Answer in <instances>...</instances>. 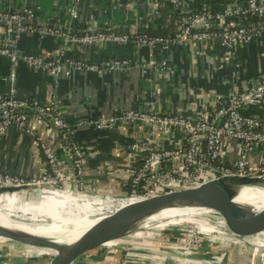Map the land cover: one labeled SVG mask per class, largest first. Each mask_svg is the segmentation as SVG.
Returning a JSON list of instances; mask_svg holds the SVG:
<instances>
[{
    "label": "built area",
    "instance_id": "obj_1",
    "mask_svg": "<svg viewBox=\"0 0 264 264\" xmlns=\"http://www.w3.org/2000/svg\"><path fill=\"white\" fill-rule=\"evenodd\" d=\"M23 1L24 6L12 13L0 12V18L6 24L4 32H0V55L9 58L14 67L26 65L51 76H69L71 72L104 74L125 69L131 64L130 60L120 57L100 60L75 58L70 54L73 46L113 43L168 51L174 46L198 44L208 48L222 47L229 57L240 46L264 40V0L232 3L220 10L206 7L203 11H194L189 0H156L153 9L145 14L132 10L131 16H126L125 23L135 22L127 32L113 30L120 26L118 24L107 25L109 28L104 29L93 23L77 32L52 24L40 26L36 10L28 5L29 0ZM82 1L73 0L71 3L69 16L73 20L81 15ZM166 4L171 9L164 12ZM163 13L180 14L175 36H151L139 32L145 16L155 18ZM249 17L256 21L245 22ZM24 34L58 38V55L48 58L24 52L20 56L18 44ZM141 67L165 74L172 71L166 59H150ZM219 98L202 115H191L184 110L132 108L118 115L80 121L77 125L92 126L99 131L118 127L130 129L137 125L156 131L154 140H150L148 145L132 146L134 154L138 151L136 155L142 164L132 168L128 189L120 193L110 191L106 195L108 201L200 184L224 175L264 174V78L243 92ZM253 107L255 112L250 111ZM13 127L36 141L42 169L38 175L0 171V186L70 188L74 173L80 191H88L91 197L104 196L103 189L88 181L85 151L76 139L75 126L63 116L57 95L47 103L22 96L15 88L8 95L0 96V138ZM176 134L183 138H177Z\"/></svg>",
    "mask_w": 264,
    "mask_h": 264
},
{
    "label": "crops",
    "instance_id": "obj_2",
    "mask_svg": "<svg viewBox=\"0 0 264 264\" xmlns=\"http://www.w3.org/2000/svg\"><path fill=\"white\" fill-rule=\"evenodd\" d=\"M72 1L29 0L28 5L36 10L40 26L52 24L74 29V32L88 28L93 23L101 26L122 25L126 16H131L132 10L145 14L151 9L150 0H83L81 15L73 20L69 16ZM24 4L23 0H0V12L11 13L22 8ZM152 6L155 4L152 3ZM255 21L256 19L251 18L249 23ZM5 29L6 24L0 18V32H4ZM18 46L19 50L25 53H35L49 58L58 55L60 40L50 35L24 34L21 35ZM75 49L81 53V57L90 60L106 55L126 58L131 64L125 69L107 71L104 74L71 72L69 76L60 75L59 86H54L53 78L48 75L34 72L26 65H20L18 93L42 103L49 102L53 95H57L61 112L75 126L76 139L85 151L88 181L96 183L98 187L107 185L111 191L118 193L128 189L132 164L137 162L136 159L139 157L136 155L138 151L134 154L132 146L148 145L150 140H154L156 131L153 132L144 125L130 129L118 127L114 130L99 131L92 126L77 125L80 121L118 115L132 108L184 110L191 115H202L215 99H221L220 96L243 92L252 83L264 78L263 39L236 48L229 57L222 47L208 48L198 44L191 47L174 46L168 51L113 43L73 46L71 51ZM150 59L168 60L172 71L165 74L141 67V64L147 63ZM9 61V58L0 55V92L7 89L2 75L8 73ZM250 111L255 112L254 107ZM174 136L183 138L179 134ZM57 147L61 152L59 141ZM39 153L36 141L19 131L17 127L11 128L3 138H0L2 169L36 175L42 169ZM13 194L23 198L24 203L35 202L37 205L47 201L42 196L58 195L47 190L44 192L29 190ZM79 198L90 200L88 203L94 200L100 204L110 203L107 197L103 196ZM48 201L50 206L60 203L54 199Z\"/></svg>",
    "mask_w": 264,
    "mask_h": 264
},
{
    "label": "water",
    "instance_id": "obj_3",
    "mask_svg": "<svg viewBox=\"0 0 264 264\" xmlns=\"http://www.w3.org/2000/svg\"><path fill=\"white\" fill-rule=\"evenodd\" d=\"M18 54L22 56L24 52L18 51ZM44 74L53 78L54 86L60 85L59 76ZM18 79L19 66L14 67L10 62L8 73L2 75L7 89L0 92V96L8 95L12 88L19 92ZM0 171L27 175V173L7 168H0ZM71 182L70 188L59 186L55 188L88 195V191L78 189L74 173L71 175ZM47 187L52 188L44 185L0 186V195ZM245 188L264 189V174L224 175L200 184L172 187L134 198L111 201L107 205L88 209L79 215L75 213L70 217L81 218L84 215L94 222L70 243L60 242L54 236L14 230L2 225H0V240L24 246L25 260L20 264H36L38 261H47V264H76L84 263V257L95 252H99L98 259L104 261L109 253L114 251L115 246L121 244L124 239L133 234L141 235V229L158 224L162 226L167 223L193 222L201 224L205 231L218 232L232 239H247L264 232V209L257 210L236 201ZM166 246L172 247L168 244ZM192 248L190 254L194 257V254L201 252L197 248L202 247ZM46 249L54 250L55 254L45 253Z\"/></svg>",
    "mask_w": 264,
    "mask_h": 264
},
{
    "label": "rangeland",
    "instance_id": "obj_4",
    "mask_svg": "<svg viewBox=\"0 0 264 264\" xmlns=\"http://www.w3.org/2000/svg\"><path fill=\"white\" fill-rule=\"evenodd\" d=\"M110 191L111 189L106 186L103 189L105 192V194L102 193L103 197L106 198ZM85 196L88 197V195ZM61 200L74 204L73 199ZM89 201L79 200V202L85 203ZM95 201L97 200L90 204L93 208L104 206V204ZM23 204L24 202L17 200V202L6 203L2 208L11 211L8 207L13 209L17 205L23 206ZM44 204L46 206L44 209L49 211L54 206H49L50 202L47 201ZM141 231V235L133 234L115 246L114 251L109 253L104 261L99 260L98 255L100 254L95 252L86 255L84 263L76 264H264V232L247 239H232L218 232L205 231L201 224L186 221L181 224L167 223L162 226L158 224L141 229ZM166 244L172 245V247L166 246ZM197 246L202 247L197 248L201 252L192 257L190 251L193 249L192 247ZM45 253L54 255L55 251L46 249ZM25 254L23 245L0 240V264L23 263ZM36 264H47V261H38Z\"/></svg>",
    "mask_w": 264,
    "mask_h": 264
},
{
    "label": "bare ground",
    "instance_id": "obj_5",
    "mask_svg": "<svg viewBox=\"0 0 264 264\" xmlns=\"http://www.w3.org/2000/svg\"><path fill=\"white\" fill-rule=\"evenodd\" d=\"M45 190L58 194L57 196H42V198L47 200V202H49L48 199L60 201V203L57 202L55 206H53L51 211L44 209L46 208L44 204L45 202H43L41 205H37L35 202L26 204L24 203L23 206L17 205L13 209L8 207L11 209V211H6L2 208L3 205L8 202H17V200L24 202L22 201L23 198H20L18 194L0 195V225L14 230L46 236H54L57 237L60 242L70 243L75 241L93 224L94 220H90L84 215L81 218H72L70 215L75 213L76 215H79L82 214V212L93 208L90 205L93 202H79V197L87 198V196L71 193L68 190H60L57 188H38L37 190L32 191L44 192ZM38 195L39 194L37 193L36 196ZM36 196H33V198ZM35 199H37V197ZM61 199H73L72 201L74 204L62 201ZM236 201L244 205L252 206L257 210L264 209V189L245 188L240 192L236 198ZM101 204L105 205L108 203L104 202Z\"/></svg>",
    "mask_w": 264,
    "mask_h": 264
},
{
    "label": "trees",
    "instance_id": "obj_6",
    "mask_svg": "<svg viewBox=\"0 0 264 264\" xmlns=\"http://www.w3.org/2000/svg\"><path fill=\"white\" fill-rule=\"evenodd\" d=\"M151 1V9H153L152 3L155 4L156 0ZM246 0H190V6L194 11H203L206 7H212L213 9L220 10L232 3H239L244 2ZM171 9L169 5L166 4V7L163 8L162 11L166 12V10ZM179 13L168 14L163 13V15L157 16L155 18L145 16L142 20V25L139 30L140 33H145L151 36H162V37H173L178 32V25H179ZM251 17L245 19V22H249ZM135 23L134 21H128L125 24H122L116 28H112L118 32H127L129 31V26ZM104 29L109 28L107 25L103 26ZM35 36V35H34ZM132 45V44H130ZM82 47V46H81ZM162 50V49H161ZM71 56L75 58H80L81 53L78 50H72L70 52ZM111 56L103 55L101 58H108ZM96 59V60H100ZM94 60V59H93ZM142 164V160L140 158L137 159V162L133 163V167H139ZM96 184V183H95ZM97 186V184H96ZM105 189V185H101ZM109 188V186H107Z\"/></svg>",
    "mask_w": 264,
    "mask_h": 264
}]
</instances>
